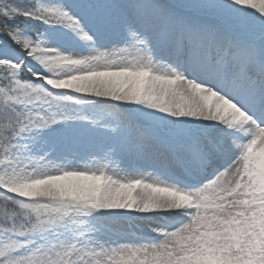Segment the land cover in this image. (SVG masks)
I'll return each instance as SVG.
<instances>
[{
  "label": "snow or ice",
  "instance_id": "obj_1",
  "mask_svg": "<svg viewBox=\"0 0 264 264\" xmlns=\"http://www.w3.org/2000/svg\"><path fill=\"white\" fill-rule=\"evenodd\" d=\"M0 264H264V0H0Z\"/></svg>",
  "mask_w": 264,
  "mask_h": 264
}]
</instances>
